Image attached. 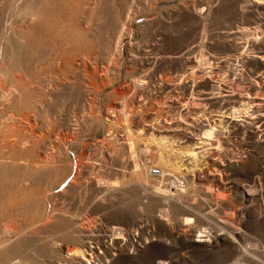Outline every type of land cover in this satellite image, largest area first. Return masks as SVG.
<instances>
[{"label":"rangeland","instance_id":"obj_1","mask_svg":"<svg viewBox=\"0 0 264 264\" xmlns=\"http://www.w3.org/2000/svg\"><path fill=\"white\" fill-rule=\"evenodd\" d=\"M0 264H264V0H0Z\"/></svg>","mask_w":264,"mask_h":264},{"label":"bare ground","instance_id":"obj_2","mask_svg":"<svg viewBox=\"0 0 264 264\" xmlns=\"http://www.w3.org/2000/svg\"><path fill=\"white\" fill-rule=\"evenodd\" d=\"M212 132H213V131L211 130V128H209V129L207 128V130L204 131V134H205L207 137H208V136L210 137L211 134H212ZM198 236H199V235H198ZM80 253L82 254V257H85L84 250H80ZM81 254H80V255H81Z\"/></svg>","mask_w":264,"mask_h":264},{"label":"built area","instance_id":"obj_3","mask_svg":"<svg viewBox=\"0 0 264 264\" xmlns=\"http://www.w3.org/2000/svg\"><path fill=\"white\" fill-rule=\"evenodd\" d=\"M150 172L152 173V174H155V175H158L159 173H160V168L159 167H151L150 168Z\"/></svg>","mask_w":264,"mask_h":264}]
</instances>
